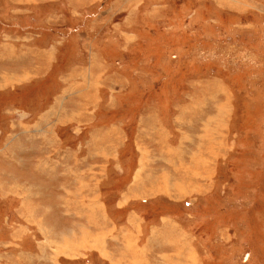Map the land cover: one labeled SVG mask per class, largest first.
Listing matches in <instances>:
<instances>
[{"label":"rangeland","instance_id":"374dc122","mask_svg":"<svg viewBox=\"0 0 264 264\" xmlns=\"http://www.w3.org/2000/svg\"><path fill=\"white\" fill-rule=\"evenodd\" d=\"M0 264H264V0H0Z\"/></svg>","mask_w":264,"mask_h":264},{"label":"crops","instance_id":"0c3cea01","mask_svg":"<svg viewBox=\"0 0 264 264\" xmlns=\"http://www.w3.org/2000/svg\"><path fill=\"white\" fill-rule=\"evenodd\" d=\"M11 53H12V51H11ZM5 77V76H4ZM3 77V78H4ZM152 121H148V122H145V120H144V118H143V122L141 123V125H144L145 127L146 126H151V128L153 127L152 126V123H151ZM154 123H155V129H157V118H155V121H154ZM147 128V127H146ZM154 129V128H153ZM142 138V137H141ZM140 138V139H141ZM140 139L137 141V143H136V147H137V150L139 151V155L141 156V157H139V169L141 170V168H142V166H143V164H145V168L144 169H146L147 171H146V173L147 174H145V176L143 177V179H142V174L140 173V177H141V179L143 180L142 182L141 181H139V180H134L133 181V183L131 184V187L128 189V191L129 192H131V193H129L130 195H136V194H134L135 193V191H142L141 192V194H143V195H150V196H152V195H154V194H156V193H161V194H163V195H167V196H171L170 195V193H172L171 191H174L175 190V184H173L172 183V181L174 182V180L171 178V179H169V180H167V181H162V180H164V179H166L167 177H168V175L167 174H161V176L158 178V177H155L154 176V174H156V172H158V169L157 168H155V165L157 164V159L159 158V160H163L164 159V156H165V152H167V150L166 149H168V145H164V144H166L165 143V141L166 140H164V139H160L159 138V140H158V146H166V149L164 150V149H162V148H160L159 147V151H160V153H158V156H156V157H154V156H152V154H153V151H155L154 149L156 148L155 147V142H154V138L153 137H144L143 139L144 140H142V141H140ZM139 141L141 142V143H139ZM148 146H147V145ZM158 146H157V149H158ZM155 147V148H154ZM185 150H186V148H184ZM184 149H183V151H184ZM169 150H171V151H173L174 150V148L173 147H169ZM183 151H178L179 153L180 152H183ZM174 152V151H173ZM153 157L154 159H150V162H147V160H148V157ZM143 160V161H142ZM166 160H174V158H172V157H169V155H167L166 154ZM156 163V164H155ZM155 164V165H154ZM152 166V167H151ZM136 170H137V168H136ZM136 170H135V172H134V176H133V179L134 178H137L138 179V175H139V173L137 172V176L135 177V175H136ZM150 170H152V173L153 174H149V172H150ZM151 175H153V176H151ZM156 178V179H155ZM161 178H162V180H161ZM81 183V182H80ZM145 184V186L144 187H147V188H144L143 187V184ZM135 187H138V189L137 188H135ZM145 190V191H144ZM192 190V189H191ZM147 191V192H146ZM156 192V193H155ZM190 192H187L186 194H189ZM126 195H128V194H126ZM189 195H191V194H189ZM129 198V197H128ZM172 198V197H171ZM174 198V197H173ZM172 198V199H173ZM172 240V242H174V241H177L178 239L176 238V239H171ZM134 243H135V240L133 241ZM134 243H131V246H133L134 247ZM176 243V242H175ZM137 244V243H136ZM189 244H190V242H189ZM189 244H187L188 246H189ZM178 245V244H177ZM179 246V245H178ZM178 246H176V244L175 245H173L172 246V248H173V251H176V252H178L177 250H179V248H178ZM175 248V249H174ZM187 249L188 250H191L192 248H186V251L185 252H188L187 251ZM193 250V249H192ZM175 252V253H176ZM183 256H184V254H183Z\"/></svg>","mask_w":264,"mask_h":264}]
</instances>
